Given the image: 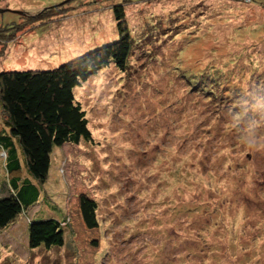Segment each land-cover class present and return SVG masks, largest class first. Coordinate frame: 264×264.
Returning a JSON list of instances; mask_svg holds the SVG:
<instances>
[{"label":"rangeland","instance_id":"1","mask_svg":"<svg viewBox=\"0 0 264 264\" xmlns=\"http://www.w3.org/2000/svg\"><path fill=\"white\" fill-rule=\"evenodd\" d=\"M118 1L0 0V71L51 69L119 39ZM179 1L163 10L197 15L182 35L76 90L94 141L55 149L43 197L27 212L67 217L75 236L29 251L22 215L0 232V264H264V32L247 28L264 9L235 8L240 17L225 24L211 3ZM160 2L124 1L131 32L157 20ZM48 8L64 16L32 26ZM5 177L0 161V198Z\"/></svg>","mask_w":264,"mask_h":264},{"label":"trees","instance_id":"2","mask_svg":"<svg viewBox=\"0 0 264 264\" xmlns=\"http://www.w3.org/2000/svg\"><path fill=\"white\" fill-rule=\"evenodd\" d=\"M124 1H118L113 7L114 17L118 21L119 39L51 69L0 71V161L4 165L6 176L4 196L0 198V232L8 230L23 215L28 219L29 251L62 249L67 243V234H76L67 217L59 220L54 216L45 218L40 215L37 219L27 216L28 210L40 203L43 197V188L48 180L55 149L67 144H92L94 141L87 113L76 99V90L111 66L120 72H127L139 50L145 54V48L149 44L157 40H162L163 44L171 36L177 38L182 35L181 29L186 20L195 22L194 18L197 16L189 10L183 11L180 5L175 10H169L176 0H161L160 5L164 6L155 15L157 20L152 17L146 19L142 30L131 32L126 21ZM182 1L184 0L179 2ZM200 1H207L211 3L209 6L217 7L222 17H226L225 24L236 22V18L240 17L237 14L230 15L234 14L235 8L247 10L254 6L255 9H264L261 7L264 6V0H253L250 4L219 0ZM171 2L173 3L170 4ZM165 6L169 7L166 11L163 10ZM52 9H45L35 17H30L32 26H45L49 21L64 16H61V11L55 12ZM210 9L213 10V7ZM208 16L211 17L209 14ZM263 27L264 20H258L247 28L250 32L253 28L264 32ZM259 28L261 29L258 30ZM245 30L239 32L245 34ZM192 31H189L191 36ZM191 36L188 41L190 45L182 49V54L187 48L197 46L196 39L199 37ZM238 40L237 38L234 42H240ZM215 73L213 76L217 75ZM198 78L194 76L192 83H197ZM205 86L206 84L201 85L202 89L198 90L206 92ZM212 98L217 99L216 96H211L210 99ZM230 106L232 111H237L235 115L242 119L245 117L242 105L236 107L230 103ZM251 120L252 123L259 121L254 116H251ZM94 205L91 212L99 228L98 203L94 201Z\"/></svg>","mask_w":264,"mask_h":264},{"label":"built area","instance_id":"3","mask_svg":"<svg viewBox=\"0 0 264 264\" xmlns=\"http://www.w3.org/2000/svg\"><path fill=\"white\" fill-rule=\"evenodd\" d=\"M219 1H225V2H242L243 0H219ZM253 0H246V1H243V2H246L247 4H250Z\"/></svg>","mask_w":264,"mask_h":264}]
</instances>
